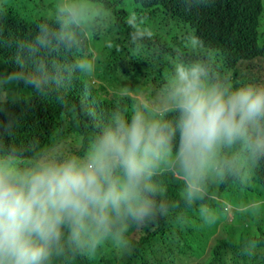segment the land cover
Returning a JSON list of instances; mask_svg holds the SVG:
<instances>
[{
  "label": "clouds",
  "instance_id": "1",
  "mask_svg": "<svg viewBox=\"0 0 264 264\" xmlns=\"http://www.w3.org/2000/svg\"><path fill=\"white\" fill-rule=\"evenodd\" d=\"M216 1L173 0L175 24L185 8ZM129 2L55 0L33 33L7 41L14 54L0 52V264H75L102 248L110 264H162L173 255L233 264L241 249L264 258V241L251 236L241 245L234 222L235 210L258 218L264 201L233 204L217 187L247 190L264 167V82H249L256 77L238 65L212 63L203 36L187 34L185 48L206 54L176 50L163 84L130 110L97 118L89 109L93 135L82 151L12 142L22 115L15 93L62 101L77 77L93 78L89 45ZM126 23L133 46L152 39L146 17L132 11ZM163 177L181 185L180 200L172 201ZM188 210L200 222H185ZM187 231L197 247H187Z\"/></svg>",
  "mask_w": 264,
  "mask_h": 264
},
{
  "label": "trees",
  "instance_id": "2",
  "mask_svg": "<svg viewBox=\"0 0 264 264\" xmlns=\"http://www.w3.org/2000/svg\"><path fill=\"white\" fill-rule=\"evenodd\" d=\"M28 1H3L5 14L0 9L3 16L0 18V36L3 38L0 52L5 55L14 54L7 41L27 38L35 31V25L49 14V9L34 7ZM132 11L146 17L147 26L153 32L152 39L144 41L139 48L129 42L130 29L126 18ZM263 14L264 0H217L212 6L185 8L175 24L173 0H130L118 19L89 45V54L97 64L93 78L77 77L62 93V101L54 95H35L28 89L15 93L22 98V102L16 105L18 115H22L12 142L23 144L35 139L41 146L56 143L82 151L93 135L92 118L87 114L89 109L97 112V118L115 108L130 110L137 96L153 95L149 92L156 91L163 84L170 69L169 60L176 50L184 51L188 57L206 54L193 53L185 48V37L191 32L203 36L207 49L213 53L212 63L221 60L231 68L241 61L252 60L258 70H263L264 27L261 42L258 43V28ZM249 82H257V79L252 78ZM129 90L141 93L125 95ZM162 179L167 191L174 193L172 201L180 200L181 185L178 181L169 177ZM217 187L225 199L235 198L237 201L234 204L264 201V167L254 172L247 190H240L231 183ZM184 215L187 217L185 222H200L195 210L184 211ZM234 217L235 229L242 236L241 245L251 236H255L258 242L264 241V212L257 218L241 215L235 210ZM187 234V247H197L198 237L191 231ZM149 247L155 250L153 245ZM107 252L108 248H102L96 257L77 258L75 264H110L106 259ZM142 252L139 249L140 255ZM241 252L233 264H264V258L257 255L250 258ZM184 261L173 255L162 264H184ZM198 264L204 262L199 260Z\"/></svg>",
  "mask_w": 264,
  "mask_h": 264
},
{
  "label": "rangeland",
  "instance_id": "3",
  "mask_svg": "<svg viewBox=\"0 0 264 264\" xmlns=\"http://www.w3.org/2000/svg\"><path fill=\"white\" fill-rule=\"evenodd\" d=\"M0 1H8V0H0ZM122 2L123 0H119ZM28 3L34 7L40 8V9H49L55 5V0H29ZM264 27V14L262 15L261 21H260V26L258 28L259 31V37H258V43L261 42V31ZM238 68L241 72L245 74H249L250 76L256 77V79L261 83L264 82V69L263 70H258L254 62L252 60H245L241 61L238 64ZM97 81L93 84H96ZM130 94H137L134 93L133 91H127ZM261 199V198H259ZM233 204L237 201L235 198L230 200ZM251 201V200H250ZM199 262V259L195 258H189L184 261V264H197Z\"/></svg>",
  "mask_w": 264,
  "mask_h": 264
}]
</instances>
